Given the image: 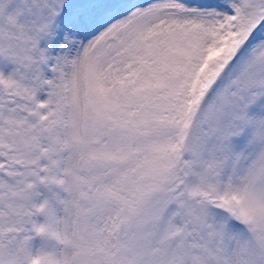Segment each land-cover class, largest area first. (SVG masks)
<instances>
[{
  "label": "snow or ice",
  "instance_id": "obj_1",
  "mask_svg": "<svg viewBox=\"0 0 264 264\" xmlns=\"http://www.w3.org/2000/svg\"><path fill=\"white\" fill-rule=\"evenodd\" d=\"M0 264H264V0H0Z\"/></svg>",
  "mask_w": 264,
  "mask_h": 264
},
{
  "label": "rangeland",
  "instance_id": "obj_2",
  "mask_svg": "<svg viewBox=\"0 0 264 264\" xmlns=\"http://www.w3.org/2000/svg\"><path fill=\"white\" fill-rule=\"evenodd\" d=\"M39 242V238H37V243Z\"/></svg>",
  "mask_w": 264,
  "mask_h": 264
}]
</instances>
